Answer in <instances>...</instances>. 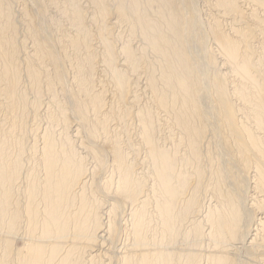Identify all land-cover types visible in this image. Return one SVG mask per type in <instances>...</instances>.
<instances>
[{"label":"bare ground","instance_id":"1","mask_svg":"<svg viewBox=\"0 0 264 264\" xmlns=\"http://www.w3.org/2000/svg\"><path fill=\"white\" fill-rule=\"evenodd\" d=\"M53 1L57 2L58 0ZM63 1L66 6H72L73 4H76V2H78L77 4L78 6H80L78 0ZM107 1L83 0L82 3L87 5L89 4V7L86 8H90L92 12H96V15H99L102 19L106 18L111 14L109 23H111L112 27H119V25L123 23H130V25L132 24V27H134L135 31L138 32L140 37L142 38L144 46L150 48L152 50L151 52L156 53L155 55H157L156 57H158L159 64L161 65V71L159 78H156V75H151V77L149 78V85L152 87L151 89L157 100L156 102H158V107L160 109L166 110L170 107V103L180 104V108L176 115V121L185 136L183 141L188 142L191 151V157L182 159L177 157V153L171 154V152L169 153L168 151L162 150L157 145V141L155 138V126L152 121L153 115L150 116L149 114L142 113L138 116L140 118V123L143 129V131L141 130V136H143L142 145L143 148L146 150L145 152L149 160L148 164H150L151 166V174L154 177V182L149 187L148 182L144 181L143 177H136L138 165H133L135 162L131 164V158H129V156L126 154L127 151L125 153L120 148L121 145L119 146L118 141L112 136H110L108 133V119L111 118V115L103 116V107H105V102L102 103V95H94L90 92L92 90L93 84L91 75L94 72L95 66L91 63L90 59L92 56L89 54L90 56H87L88 61L86 62L88 64V68H85V64H82V66L79 68L80 72L79 75L77 74V83L78 86H80L81 88V95L83 93L84 97L87 98V102L89 103L87 105H90L93 109L94 113L92 111L91 112L95 115V117H93L95 120L94 122L90 123L87 116L89 108L87 109L84 104L78 102L76 104L78 106H76L75 110L78 117L77 119H75L76 122H73L74 124L72 125L73 127L71 130L74 134L78 135L82 127L85 130L88 139L92 140V143H95V146H87L85 140L84 142L86 144L83 145V143H80L79 147L80 149H82L83 152L80 153L79 151L78 153V149L76 150L75 148L74 150L71 146L72 144H70V140H68L67 138L63 140L61 139V141H59L58 139H56L57 137L53 138L51 136L44 135V143L42 144L41 149L39 150V159H37V161L35 160V165L32 166L30 173L28 172L29 180L26 183L28 186L23 190L24 202L23 204H21V199L18 201L15 191L16 189L19 190L17 186L20 184L19 180L21 178L22 171L24 172V168L22 169V166L24 165H22V157L24 153L23 155L20 153V155L16 157V159L14 157L15 155H13L14 159H11L9 155L10 151H7L9 149V147H7L8 145L5 143V141L0 142V232H4L5 230L6 234L8 235V237L5 238L4 241H1L0 238V251H3V255L0 257V264H11V262L13 264H179V261H182V264H237V260L233 258L234 256H232V254L234 255L232 251L235 252V254L237 253L236 250H239V248L237 247L238 244L244 246L249 245L246 248L247 252L251 256V262H253L254 264H264V80H262L260 76L261 70L259 63H262V61H260V57H255V54L257 52L255 51L256 53L254 54V51L252 52L251 50V40L253 38L254 32L259 31L262 34L264 30V0H207V2L210 4V7L212 8L213 17L211 16L212 19L210 18L211 21L209 22L210 24H208L207 27L208 31L205 32H207V35L212 38L213 45H215V48L220 54L219 59L222 69L226 71V73H222L221 75H219V77H217V79H214V81L211 82V84L214 85L212 86V88L216 89V91H213L217 92L216 102L218 103V110L220 113L219 116H217L218 120L216 119L215 122L218 121V126H220V128L229 135L227 139L225 138L227 141V146L229 148L232 140L234 141L233 143H235V150L231 152L233 154L237 153L236 156H238L239 158L238 160L240 168L242 170V174H244L245 171L247 172L250 166H253L254 168L253 171L251 170L252 168H250V170L253 173L255 183L253 190H251L250 188L249 189L252 191L253 194L250 196L251 200L255 202V204H251L249 203L250 201H247L248 195L246 197H244L243 195L245 192V190L243 191L244 181L242 185L241 183L233 184V187L230 188L231 190H228L225 188L227 187L226 185L228 183L226 184L225 181L223 183L225 169H221L222 171L220 172L217 169L219 173L215 175L214 181H212L214 184L212 190L207 191V194H210V198L212 196L213 201H215V205L206 209L207 211L201 215L199 214L203 209H201L202 202H200V192L202 185H200V183H202L203 175L197 169L195 171L197 181H195L196 183L192 184V175H190V173L185 170L178 169V165H180V163L189 166L192 164L195 165V162L197 163L200 160L203 153V151L202 153L200 151V145L206 132V126L202 125L201 122L207 120V117H209L207 116L209 111H205L204 113H202V111L200 110V106H198V103H201V100H203V98L205 99L208 97V94H204L201 91L206 85V81L203 79L205 78L207 80L208 78H203L202 75H204L205 73H200L201 68L194 64V58H192L193 53L191 52V49H189V40H192L193 37H196L198 27L200 26L198 24L201 23L200 21L202 20L201 18H198V11L196 9L197 6H193L194 2L191 6V2L188 1L186 6L184 5L185 8L182 9V2H180L179 0H117L115 1L116 3L112 2V5L110 4L111 7H115L114 9L112 7V10L110 9V6L108 5L109 3H107ZM183 2L185 4V1ZM50 3L49 5H51ZM154 4L158 5V10L154 8L157 11H152ZM241 4H245L247 7L251 8H247L248 12H246V9L243 10ZM3 5L4 4H2V6ZM245 5H243V7H245ZM6 9L9 10L8 8ZM150 12L153 13L154 18L152 19L150 17L152 15H150ZM28 13L30 12L28 11ZM70 14H73V17L69 16L67 12H63L64 16H68L67 18L70 19L68 21H70L71 25L76 28L77 33L83 35L84 37V35L86 34V28L84 26H86V24L84 21L82 9L75 8L73 13H71L70 10ZM1 15L0 89L5 93V96L10 102L16 104L17 102L20 103L21 101V96L18 94V90L19 85L21 83L22 73L20 72L21 68H19L16 62V54H18L16 44L20 41L16 43L14 36L12 35V33L15 32V28L13 26L14 20L12 22L9 15H7V17L5 16L6 18L4 20H1ZM100 17L99 19H101ZM96 18L97 17H95V20ZM29 20L31 21L32 19L30 18ZM35 20L38 21L37 19ZM28 24L30 25V22H28ZM120 27H122V25ZM225 28L227 30H225ZM29 30L30 34L31 29ZM5 34H9V36H5ZM68 36L70 37V35L67 34V37ZM56 38H58V35ZM66 40L67 39H65V41ZM79 40H82L79 38V36L71 39L72 45L78 47L80 44ZM34 44L36 43L34 42ZM129 45H126L127 47H125L122 53L124 54L126 64L128 63L132 70L134 69V71H136L137 69L141 68L139 67L140 57L138 58L135 55L133 48L131 49ZM262 47V51L264 54L263 43ZM106 48L108 51L107 53L109 55V67L114 73L113 75L117 84L116 87H118V89L121 90L122 93L124 87L126 88L128 80L126 76L121 72V70L119 71L114 67V51L112 47L107 45ZM36 49L37 51L35 56L37 57V59L43 60L44 54L47 53L45 51V48L38 42ZM87 49H89V47ZM205 50L207 49L205 48ZM205 53H207V51H205ZM48 54L52 57L51 63L53 64V66L55 68L56 66H59L57 65L58 63H56L55 60L57 56L55 57L52 51ZM214 59V64H218V61L215 57ZM31 61L33 64L34 62H36H33V60ZM115 61L117 60L115 59ZM118 63L119 62H117V64ZM69 67L72 66L70 65ZM207 70L209 69L207 68ZM27 74L33 84H38L40 78L38 77L37 72L30 69V66ZM56 77L57 80L61 81V73L59 70L58 76ZM232 77H234L235 81H233L236 82V84L232 82V80H230ZM26 78L27 77L25 76V80ZM49 78L51 77H49L48 75V79ZM147 78L148 77H146V79ZM44 80L47 81V78ZM158 82L161 83L162 87L159 86ZM227 84H230L231 86L230 91H228L229 89L225 88V85ZM206 88L210 89L211 87L208 86ZM105 90L106 89H104V91ZM230 94L233 96V98H236L237 101H240V105L242 106L241 109L233 105L234 103H232L230 100ZM49 95L51 96L52 94ZM0 97H2V95ZM81 97L79 99H81ZM54 98H51L52 101H55ZM169 98H171V102ZM56 101L58 102V100ZM35 102L37 104V101ZM72 107L73 106H71V108ZM240 116L245 117L243 119H247L246 123L242 122L239 119ZM89 117L91 116L89 115ZM197 121L201 125L198 126L196 124ZM109 122L111 124L110 119ZM248 125H254V129L252 127L250 128ZM256 131L259 132L260 136L257 135ZM45 132H48V129ZM223 135L224 134L222 133V137L224 138ZM5 136L8 138L7 135ZM206 136L207 135H205V137ZM99 139L103 140L101 147H99L100 145H96V141ZM218 141L220 142L221 140L219 139ZM108 148H110L111 151H109ZM22 150H24V148H20L21 152ZM83 153L87 154L85 155L86 157H90L93 160L94 166H92V168L91 165L90 168H88V166L85 164V161L87 162L88 159L82 156ZM226 153H228V151H226ZM108 159L110 160L109 165H107L109 162ZM108 167H111V169ZM106 169H109L110 176H108V174L106 179L104 180H95V176L98 177V173ZM251 171H249V173ZM106 173L107 172L103 174L106 175ZM102 177L103 175L101 174L100 178ZM237 177L238 179L241 178L238 175ZM96 181L99 182L97 185ZM23 194L21 196H23ZM260 197L263 198L261 199ZM150 207H152L153 209L152 212H150ZM252 212L256 213L255 221L254 216L252 218ZM153 222L156 223V225L154 224L153 226ZM253 222H255L254 226L252 225ZM183 224L187 225L186 228H184L185 226L183 227ZM201 225H203V227H201ZM183 230L185 231V233ZM155 231V235H152L151 233ZM181 234L182 236H187V239L189 238L188 240L190 244H187V246L189 245L194 247H200L201 245L198 246V244L201 242L200 240L202 239L208 241L210 240V242L206 246L207 249L205 248L202 251L200 250L201 253H197L199 251H195L192 249H184L182 250V252L188 253L185 254L182 253L181 250L179 251L176 248L177 244H181L179 242L180 239L178 238L179 236H181ZM122 236L125 239L124 243H122L121 245L122 247L119 248L120 252L119 254L117 253V256L110 255V253H106V251H103V246H106V243L109 245V248H111V246L116 248L117 245H119V239L122 238ZM19 238L25 240L26 243L24 249L16 251L13 249L11 240ZM188 240H186V243ZM238 246L240 247V245ZM174 250H177L181 253L175 252ZM114 251L116 252V249ZM114 251L111 250V254ZM242 252L240 253L242 254ZM238 257H241L239 256V253ZM246 260L247 259H245V262Z\"/></svg>","mask_w":264,"mask_h":264},{"label":"rangeland","instance_id":"2","mask_svg":"<svg viewBox=\"0 0 264 264\" xmlns=\"http://www.w3.org/2000/svg\"><path fill=\"white\" fill-rule=\"evenodd\" d=\"M80 6H78V2H76V4H73L72 6H69L64 3L63 0H58L53 1V0H0V15H1V20H4L7 15L10 16L12 22H13V26L15 29L12 33V35L14 36V39L16 41V43L18 42L17 45V53L16 54V62L19 66L20 72L21 74V83L19 85V90H18V94L21 96V101L20 103L17 102L12 103L10 102L7 97L5 96V93L0 89V96L2 95V97H0V142L5 141V143L8 145L7 147H9V149L7 150L9 152L10 158H13V155H15V159L16 157H18L20 155V153L23 155L22 157V169L24 170V172L22 171V175L21 178L19 180L20 184L17 186L18 189H16L15 193H16V197L18 198V201L20 200V203L23 204V198H24V194H23V190L25 188H27V181L29 180V174L32 166L35 165L37 159H39V155L40 152L39 150L41 149L42 144L44 143L43 137L45 138V136H51L53 138L58 139L59 141H61V139H68L70 140V144H72V148L75 150H77V152L82 153V149H80V143H83V145L87 146H95L92 143V140L88 139L85 130L81 127V131L79 132V134H74L72 132V125L74 124L73 122H76L75 119H77L78 115L76 113V105L78 102H81L82 104H84V106L89 110L87 112V116L88 119L90 121V123L94 122V118L95 115L93 114V109L87 102V98L84 97V94L82 93L81 95V88L80 86H78L77 83V76L79 75V68L82 66V64H85V68H88V64L86 63L88 61V57L91 55V63L94 64L95 68H94V72L91 75V78L93 80V84H92V90L90 91L92 94H96V95H102L101 98H103L102 103L105 104V107H103L104 109V115L110 116L111 118V124L109 122L108 119V133L110 136H112L114 139H116L119 143L120 148L126 153L127 151V155L129 156L130 162L133 165H138V171H137V178H142L144 179V181L148 182L149 187L151 186V184H153L154 182V177L151 174V166L149 163V160L147 158L146 155V150L143 148L142 145V125L140 123V118L138 117L139 115L143 114H149L150 116H152V121L153 124L155 126V138L157 141V145L165 151H168L169 153L171 152V154L173 153H177V157L178 158H190L191 157V151H190V147L188 145L187 141H183V139L185 138L182 130L180 129V127L177 124V112L180 108V104H173L170 103L169 104V108H167L166 110H162L158 107V102H156V98L153 94L152 91V87L149 85L150 80L149 78L151 77V75H156V78H159L160 75V71H161V65L159 64L158 61V57H156L157 55H155L156 53L151 52L152 50L148 47H145L143 44V40L140 37L139 33L135 31L134 27H132V24L130 25V23H123L120 24L119 27H112L111 23H109L110 18H111V14L109 16H107L106 18L102 19L99 15H96V12H92V10L90 8H86L89 7V4H84L82 3L83 0H78ZM107 1V0H106ZM115 1L117 0H108L107 3H109L108 5L110 6V9L115 8L114 6L111 7L112 2L116 3ZM180 2H182V9L185 8L186 4L188 1L191 2V6L194 2V7H196L197 11H198V18H201L202 20L200 21L201 23H199L198 25H200L198 27L197 30V35L196 37H193L192 40H189V49H191V52L193 53V62L195 65H197L200 69V73L204 74L202 75L203 78L207 77L208 79L206 80L205 78L203 80H205L206 85L204 86V89L201 90L202 93L204 94H208L207 98H203V100H201V103H198V106H200V110L202 111V113H204L205 111H209L208 115L209 117H207V120H204L203 122H201L202 125H205V135H207L205 137H203L201 145H200V151L202 153V156L200 158V160L196 163L195 165H189L186 166L183 163H180V165H178V169H182L187 171L188 173H190V175H192V184L196 183V175H195V171L198 169L199 172L202 173L203 175V180L202 183H200L201 185V192H200V199L202 202V206H201V214L205 213L209 207L214 206L215 205V201H213V198L211 196L210 198V194H207V191L212 190L213 187V182L214 181V177L216 174H218L220 171L224 170L223 172L224 174V179H223V183L224 181L226 182V189L231 190L230 188H232L233 184H238V183H243L244 181V188L243 191L244 192V197H246L247 195V201H250L249 203L251 204H255V202H253L251 200V195L254 187V183H255V179L253 177V173L252 171L254 170L253 166H250V168H252L250 170H247V172L245 171L244 174H242V170L240 168V164H239V158L236 154H233L231 151L235 150V143H233L234 141L232 140V142L230 143V148L227 146V141L226 139L229 137V135L220 128L218 121H216V119L218 120L219 116V107H218V103L217 101V92L215 88H212L211 82L214 81V79H217V77H219V75H221L222 73H226V71H224L222 69V66L220 64V54L218 53L217 49L215 48V45H213V40L212 38L207 35L208 31V24H210L209 22L211 21L213 15H212V8L210 7V4L207 2V0H179ZM185 1V4L184 2ZM197 1V2H195ZM42 4H41V3ZM46 2V3H45ZM52 2V3H50ZM60 2V3H59ZM63 2V3H62ZM49 3L52 5H49ZM54 3V4H53ZM82 3V4H81ZM2 4H4L2 6ZM65 4V5H64ZM111 4V5H110ZM118 4V2H117ZM198 4V5H197ZM62 10H61V7ZM185 5V6H184ZM208 5V6H207ZM245 5V4H243ZM243 5L241 4L243 10H245L246 12H248V9H250L251 7H247L245 5V7H243ZM46 6V7H45ZM59 6V8H58ZM77 6V7H76ZM206 6V7H205ZM4 7V8H3ZM23 9H22V8ZM35 7V8H34ZM45 7V8H44ZM70 9H69V8ZM74 7V8H73ZM158 5L154 4L153 10L152 11H157L158 10ZM6 8H8L9 10H7ZM56 8V9H55ZM68 8V9H67ZM75 8H80L82 9L83 15H84V21L86 26H84L86 29V34L81 35L77 33L76 28L71 25V22L68 21L70 20L69 18H67L68 16H64L63 12H67L69 16L73 17V14H70V10L71 13H73ZM157 10H155V9ZM248 8V9H247ZM3 9V10H2ZM45 9V10H44ZM52 9V10H51ZM64 9V10H63ZM66 9V10H65ZM87 11H86V10ZM112 9V10H113ZM200 9V11H199ZM209 9V10H207ZM253 9V8H252ZM25 10V11H24ZM39 10V11H38ZM59 10V11H58ZM73 10V11H72ZM89 10V11H88ZM111 10V11H112ZM6 11V12H4ZM23 11V12H22ZM28 11L30 13H28ZM55 11V12H54ZM19 12V13H18ZM26 12V15H25ZM46 14H45V13ZM61 12V14H60ZM88 12V14H87ZM51 13V14H50ZM86 13V15H85ZM92 13V14H91ZM200 13V15H199ZM202 13V14H201ZM11 14V15H10ZM16 14V15H15ZM20 14V15H19ZM32 14V15H31ZM40 14V15H39ZM60 14V15H59ZM94 14V15H93ZM152 14V15H151ZM4 15V16H3ZM22 15V16H21ZM31 15V16H30ZM58 15V16H57ZM150 17L151 19L154 18L153 17V13L150 12ZM6 16V17H5ZM47 16V17H46ZM60 16V17H59ZM92 16V18H91ZM94 16V17H93ZM201 16V17H200ZM206 16V17H205ZM212 16V17H211ZM95 17L96 20H95ZM99 17L102 19H99ZM205 17V18H204ZM27 18V19H26ZM32 19L31 21L29 19ZM60 18V19H59ZM63 18V19H62ZM65 18V19H64ZM88 18V19H87ZM208 20H207V19ZM211 18V19H210ZM26 19V20H25ZM35 19H37L38 21H36ZM25 20V21H24ZM45 20V21H44ZM55 20V21H54ZM101 20V21H100ZM105 20V21H104ZM6 21V20H5ZM21 21V22H20ZM35 21V22H33ZM62 21V22H61ZM95 21V22H94ZM3 22V21H2ZM28 22H30V25L28 24ZM34 24H32V23ZM53 22V23H52ZM58 22V23H57ZM60 22V23H59ZM70 22V23H69ZM108 22V24H107ZM22 23V24H21ZM46 23V24H45ZM99 23V24H98ZM102 23V24H101ZM204 23V24H203ZM32 24V25H31ZM59 24V25H58ZM92 24V25H90ZM104 24V25H103ZM67 25V26H66ZM98 25V26H97ZM107 25V26H106ZM122 25V27H120ZM125 25V26H123ZM30 26V27H29ZM34 26V27H33ZM36 26V27H35ZM62 26V27H61ZM88 26V28H87ZM92 26V27H91ZM106 26V27H105ZM131 26V27H130ZM204 26V27H203ZM17 27V28H16ZM33 27V28H32ZM39 27V28H38ZM46 27V28H45ZM51 27V28H50ZM53 27V28H52ZM55 27V28H54ZM95 27V28H94ZM104 27V28H103ZM225 27V26H224ZM40 30H37V29ZM205 28V30H204ZM31 29V35L29 34ZM47 29V30H46ZM50 29V30H49ZM60 29V30H59ZM64 29V30H63ZM71 29V30H70ZM75 29V31H74ZM106 29V30H105ZM37 30V31H36ZM59 30V31H58ZM88 30V31H87ZM113 30V31H112ZM126 30V31H125ZM203 30V31H202ZM225 30H227L225 28ZM39 31V32H38ZM90 31V32H89ZM107 31V32H106ZM109 31V32H108ZM261 31V30H260ZM34 32V33H33ZM60 32V33H58ZM89 32V33H88ZM92 32V35H91ZM105 32V33H104ZM126 32V33H125ZM201 32V33H200ZM228 32V31H227ZM257 32V33H256ZM254 32L253 38L251 40V50L252 52L254 51L255 57L257 56L258 58L260 57V61H262V63H259L260 66V70H261V78L262 80H264V54H263V47H262V43L264 44V30L263 33L261 34V32L256 31ZM27 33V34H26ZM39 33V34H38ZM56 33V34H55ZM64 33V34H63ZM73 33V34H72ZM101 33V34H100ZM130 33V34H129ZM35 34V35H34ZM63 34V35H62ZM67 34L70 35V37H67ZM72 34V35H71ZM76 34V35H75ZM78 34V35H77ZM94 34V35H93ZM133 34V35H132ZM9 36V34H5V36ZM19 37H18V36ZM28 35V36H27ZM48 35V37H47ZM54 35V36H53ZM58 35V38H56ZM100 35V36H99ZM112 35V36H111ZM120 35V36H119ZM131 35V36H130ZM207 35V36H206ZM82 40H79L80 44H79V48L75 47L72 45L71 43V39L78 37ZM82 38H81V37ZM88 36V38H87ZM98 36V37H97ZM109 36V37H108ZM134 36V38H133ZM136 36V37H135ZM138 36V37H137ZM86 37V39H85ZM117 37V38H115ZM256 37V38H255ZM19 38V39H18ZM36 38V40H35ZM46 38V39H45ZM53 38V40H52ZM69 38V39H68ZM71 38V39H70ZM97 38V39H96ZM101 38V39H100ZM104 38V39H103ZM114 40H113V39ZM123 38V39H122ZM141 38V39H140ZM210 40H209V39ZM17 39V40H16ZM34 39V40H32ZM38 39V40H37ZM45 39V40H43ZM60 39V40H59ZM62 39V40H61ZM65 39H67L65 41ZM93 39V40H92ZM95 39V40H94ZM106 39V40H105ZM119 39V40H118ZM130 39V41H129ZM27 40V41H26ZM69 40V41H68ZM85 40V41H84ZM133 40V42H132ZM44 41V42H43ZM47 41V43H46ZM51 41V42H50ZM62 41V42H61ZM108 41V42H106ZM112 41V42H110ZM114 41V42H113ZM126 41V42H125ZM209 41V42H208ZM256 41V42H255ZM34 42L36 44H34ZM38 42L40 45H42L45 48V51L47 52L46 54H44L43 56V60L42 59H37L36 55V46L38 45ZM67 42V43H66ZM87 42V44H86ZM90 42V43H89ZM99 42V43H98ZM129 42V43H128ZM139 42V43H138ZM141 42V43H140ZM212 42V43H211ZM262 42V43H261ZM54 43V44H53ZM104 43V44H102ZM108 43V44H106ZM112 43V45H111ZM122 43V44H121ZM211 43V44H210ZM22 44V45H21ZM33 44V45H32ZM44 44V45H43ZM46 44V45H45ZM52 44V45H51ZM60 44V45H59ZM106 44V45H105ZM130 44V45H129ZM259 44V45H258ZM19 45V46H18ZM49 45V46H48ZM91 45V46H90ZM109 45L112 47L113 51H114V67L117 70H121V72L126 76L128 83L126 85V88L124 87L123 92L121 93V90L118 89L117 84H116V80L114 77V73L112 72L111 68L109 67V63H108V51L106 46ZM114 45V46H113ZM125 45V46H124ZM129 45L131 47V49L133 48V51L135 53V55L139 58L140 57V66L141 68L137 69L136 71H134V69L132 70V68L129 66V64H126V60L124 57V54L122 53V51L125 49V47ZM134 45V46H133ZM254 45V46H253ZM21 46V48H20ZM23 46V48H22ZM33 48H32V47ZM35 46V47H34ZM56 46V47H55ZM66 46V47H65ZM70 46V47H69ZM73 46V47H72ZM85 46V47H84ZM89 47V49L86 48ZM101 46V49H100ZM205 46V47H204ZM91 47V48H90ZM98 47V48H97ZM105 49H104V48ZM116 47V48H115ZM123 49H122V48ZM135 47V48H134ZM202 47V48H200ZM66 48V49H65ZM82 48V49H81ZM140 48V49H139ZM148 48V49H147ZM205 48L207 50H205ZM212 48V49H211ZM24 49V50H23ZM77 49V50H76ZM91 49V50H90ZM142 49V50H141ZM150 49V50H149ZM254 49V50H253ZM256 49V50H255ZM260 49V50H259ZM28 52H26V51ZM35 50V51H34ZM63 50V51H62ZM84 50V51H83ZM106 50V51H105ZM142 52H141V51ZM55 55V60L56 63H58L56 66V68L53 66V64L51 63V56L48 54L49 52H51ZM75 51V52H74ZM140 51V52H139ZM150 51V52H149ZM194 51V52H193ZM200 53H199V52ZM205 51H207V53H205ZM256 51V52H255ZM259 51V52H258ZM31 52V53H30ZM33 52V53H32ZM69 52V53H68ZM99 52V53H98ZM120 52V53H119ZM139 54H138V53ZM216 52V53H215ZM27 53V54H26ZM260 53V55H259ZM20 54V55H19ZM22 54V55H21ZM88 54V55H86ZM90 54V55H89ZM98 54V55H97ZM200 54V55H199ZM207 54V55H206ZM262 54V55H261ZM31 55V56H30ZM78 55V56H77ZM108 55V56H107ZM122 55V56H121ZM139 55V56H138ZM210 55V56H209ZM217 55V56H216ZM259 55V56H258ZM88 56V57H87ZM218 61V64H214L215 59ZM28 57V58H27ZM30 57V58H29ZM65 57V59H64ZM67 57V59H66ZM137 58V59H138ZM145 58V59H144ZM205 60H204V59ZM213 58V59H211ZM23 59V60H22ZM27 59V60H26ZM45 59V60H44ZM58 59V61H57ZM64 59V60H63ZM115 59L117 61H115ZM18 60V61H17ZM36 61L34 62V64L32 63V61ZM41 60V61H39ZM49 60V61H47ZM97 60V62H96ZM211 60V61H210ZM27 61V62H26ZM44 61V62H43ZM67 61V62H66ZM121 61V63H120ZM203 61V62H202ZM259 61V62H260ZM49 62V63H48ZM61 62V63H60ZM71 62V63H70ZM117 62H119L117 64ZM142 62V63H141ZM147 62V63H146ZM204 63V64H203ZM27 64H28V68H27ZM38 64V65H37ZM44 66H42V65ZM61 64V65H60ZM66 64V65H65ZM117 64V65H116ZM203 64V65H202ZM26 65V66H25ZM35 65V66H34ZM37 65V66H36ZM65 65V66H64ZM72 67H69V66ZM74 65V66H73ZM97 65V66H96ZM145 65V66H144ZM23 66V67H22ZM34 70L35 72H37L38 77L40 78V81L37 83H32V81L30 80V78L28 77V69ZM68 66V67H67ZM79 66V67H77ZM148 66V67H147ZM196 66V67H197ZM34 67V69H33ZM37 67V68H36ZM41 67V68H40ZM48 67V68H47ZM62 67V68H61ZM66 67V68H65ZM98 67V68H96ZM119 67V68H118ZM130 67V68H129ZM150 67V68H149ZM197 67V68H198ZM36 68V69H35ZM75 68V69H74ZM121 68V69H120ZM198 68V69H199ZM207 68L209 70H207ZM25 69V70H24ZM40 69V70H39ZM49 69V70H48ZM78 69V70H77ZM123 69V70H122ZM130 69V70H129ZM157 69V70H156ZM222 69V70H221ZM58 70L61 73V81L57 80L56 76H58ZM126 70V71H124ZM139 70V71H138ZM134 71V72H133ZM142 71V72H141ZM158 71V72H157ZM218 71V73H217ZM42 72V74H41ZM50 72V73H49ZM130 72V73H129ZM133 72V73H132ZM40 73V74H39ZM135 73V74H134ZM157 73V74H156ZM64 74V77H63ZM78 74V75H77ZM137 74V75H136ZM217 76H216V75ZM43 75V77H42ZM48 75L49 78L48 79ZM53 75V76H51ZM56 75V76H55ZM66 75V76H65ZM128 75V76H127ZM24 76V77H23ZM25 76L27 77L25 80ZM41 76V77H40ZM70 76V77H69ZM76 76V78H75ZM93 76V77H92ZM214 76V77H213ZM146 77H148L146 79ZM210 77V78H209ZM42 78V80H41ZM47 78V81H45L44 79ZM54 78V79H53ZM94 78V79H93ZM97 78V79H96ZM130 80H129V79ZM233 78V79H232ZM230 80H232V82L235 81L234 77H232ZM23 80V81H22ZM44 80V81H43ZM209 80V81H208ZM234 80V81H233ZM26 81V82H24ZM43 81V82H42ZM132 81V82H131ZM52 82V83H50ZM61 82V83H60ZM73 82V83H72ZM47 83V85H46ZM54 83V84H53ZM96 83V86H95ZM131 83V84H130ZM159 83V86H161V83ZM227 83V82H226ZM225 83V84H226ZM236 84V82H234ZM41 84V85H40ZM51 84V85H50ZM53 84V85H52ZM113 84V85H112ZM134 84V85H132ZM147 84V85H146ZM27 85V86H26ZM37 85V86H36ZM62 85V86H61ZM76 85V86H75ZM210 86L211 88L208 89L206 87ZM30 86V87H29ZM33 86V87H32ZM42 86V87H41ZM48 86V87H47ZM50 86V87H49ZM54 86V87H53ZM59 86V87H58ZM106 86V87H105ZM203 86V85H202ZM230 84L225 85L226 89H229L228 91L231 90V86ZM21 87V88H20ZM23 87V88H22ZM40 87V89H39ZM53 87V88H52ZM131 89H130V88ZM228 87V88H227ZM38 90H37V89ZM42 88V89H41ZM106 89L104 91V89ZM202 88V87H201ZM24 89V90H23ZM44 89V90H43ZM50 89V90H49ZM61 91H60V90ZM79 93H78V90ZM96 91H95V90ZM212 89V90H211ZM35 90V92H34ZM41 90V91H39ZM58 90V91H57ZM135 90V91H134ZM150 90V91H149ZM214 90V91H213ZM25 91V93H24ZM49 91V93H48ZM54 91V92H53ZM81 91V92H80ZM94 91V92H93ZM99 91V92H98ZM119 91V92H118ZM126 91V93H125ZM131 91V92H130ZM213 91V92H212ZM27 92V93H26ZM37 92V93H36ZM114 92V93H113ZM130 92V94H129ZM46 93V94H45ZM58 93V94H57ZM102 93V94H101ZM125 93V94H124ZM25 94V95H24ZM38 94V95H37ZM42 94V95H41ZM45 94V95H44ZM49 94H52L51 96ZM56 96H55V95ZM76 94V95H75ZM116 94V96H115ZM121 94V95H120ZM129 94V95H128ZM136 94V95H135ZM48 95V96H47ZM71 95V96H70ZM78 95V96H77ZM127 95V96H126ZM39 96V97H36ZM43 96V97H42ZM82 96V97H81ZM122 96V97H121ZM126 96V99H125ZM130 96V97H128ZM134 96V97H133ZM230 100L232 103H234L233 105L237 108H242V106L240 105V101H237L236 98H233V96L230 94ZM6 97V99H5ZM27 97V98H25ZM36 97V98H35ZM55 97V98H54ZM58 97V98H57ZM77 97V98H75ZM81 97V99H79ZM117 97V98H116ZM119 97V98H118ZM129 99H128V98ZM154 97V98H153ZM25 98V99H24ZM54 98L55 101L58 100V102L56 103L54 100L52 101V99ZM122 98V99H121ZM2 99V100H1ZM41 99V100H40ZM51 99V100H50ZM74 99V100H72ZM78 99V101H77ZM85 99V100H84ZM135 101H134V100ZM170 102H171V98ZM208 99V100H206ZM30 100V101H29ZM32 100V102H31ZM62 100V101H61ZM114 100V102H113ZM119 100V101H118ZM124 100V101H123ZM131 100V101H130ZM37 101V104L36 102ZM52 103H51V102ZM72 101V102H71ZM153 101V102H152ZM212 101V103H211ZM214 101V103H213ZM8 102V104H7ZM49 102V103H48ZM64 102V103H63ZM85 102V103H83ZM108 102V103H107ZM119 102V103H118ZM239 102V103H238ZM32 103V104H31ZM66 103V104H65ZM146 103V104H145ZM205 103V104H204ZM29 104V106H28ZM53 104V105H52ZM60 104V106H59ZM75 104V105H74ZM86 104V105H85ZM103 104V106H104ZM111 104V105H110ZM132 104V105H131ZM32 105V106H31ZM58 105V106H57ZM117 105V107H116ZM121 105V106H120ZM134 105V106H133ZM136 105V106H135ZM144 105V106H143ZM175 105V106H174ZM209 105V106H208ZM216 105V106H215ZM17 106V107H16ZM20 106V108H19ZM34 106V107H33ZM71 106H73L71 108ZM88 106V107H87ZM107 106V107H106ZM119 106V107H118ZM39 107V108H38ZM132 107V108H131ZM178 107V109H177ZM31 108V109H30ZM33 108V109H32ZM48 108V109H47ZM140 108V109H139ZM205 108V110H204ZM28 109V110H27ZM54 109V110H51ZM56 109V110H55ZM59 109V111H58ZM86 109V110H87ZM118 109V110H117ZM123 109V110H122ZM136 109V110H135ZM147 109V110H146ZM154 109V110H153ZM174 109V110H173ZM176 109V111H175ZM209 109V110H208ZM212 109V110H210ZM217 109V110H216ZM3 110V111H2ZM27 110V111H26ZM131 110V111H130ZM134 110V111H133ZM142 110V111H141ZM157 110V111H156ZM173 110V111H172ZM214 110V111H213ZM19 113H18V112ZM21 111V112H20ZM30 111V112H29ZM53 111V112H52ZM58 111V112H57ZM68 111V112H67ZM75 111V112H74ZM90 111V112H89ZM93 113H92V112ZM120 111V112H119ZM127 111V113H126ZM133 111V113H132ZM140 111V112H139ZM162 111V112H161ZM218 111V112H217ZM6 114H5V113ZM34 112V113H33ZM36 112V114H35ZM52 114H51V113ZM55 112V113H54ZM64 114H62V113ZM74 112V113H73ZM102 112V113H103ZM111 112V113H110ZM118 112V113H117ZM152 112V113H151ZM211 112V114H210ZM8 113V114H7ZM59 113V114H58ZM92 113V114H90ZM120 113V114H119ZM132 113V114H131ZM138 115H137V114ZM166 113V114H165ZM170 113V114H169ZM2 114V115H1ZM11 114V115H10ZM25 114V115H24ZM54 114V116H53ZM56 114V116H55ZM58 114V115H57ZM69 117H68V115ZM116 114V115H115ZM122 114V116H121ZM213 114V115H212ZM217 114V115H216ZM4 115V116H3ZM51 115V116H49ZM63 115V116H62ZM67 115V116H66ZM77 115V116H76ZM89 115L91 117H89ZM127 115V116H126ZM132 115V116H131ZM24 116V117H22ZM65 116V117H64ZM119 116V117H118ZM160 116V117H159ZM162 116V117H161ZM216 116V117H214ZM56 117V119H55ZM63 117V118H62ZM136 117V118H135ZM138 117V119H137ZM167 117V118H166ZM172 117V118H171ZM8 118V119H7ZM22 118V119H21ZM58 118V119H57ZM245 117H239V119L246 123L247 119H243ZM36 119V120H35ZM52 119V120H51ZM68 119V120H67ZM215 119V120H214ZM26 120V121H25ZM54 120V121H53ZM62 120V121H61ZM122 120V121H121ZM139 120V121H138ZM156 120V121H155ZM213 120V121H212ZM2 121V122H1ZM11 121V122H10ZM25 121V122H24ZM43 121V122H42ZM63 122V123H62ZM67 122V123H66ZM114 122V125H113ZM118 122V123H117ZM155 122V123H154ZM198 122V121H197ZM196 124L199 126L201 125L199 122ZM208 122V123H207ZM213 122V125H212ZM216 124H215V123ZM25 123V124H24ZM56 123V124H55ZM70 123V124H69ZM218 123V124H217ZM13 124V125H12ZM27 124V126H26ZM69 124V125H68ZM158 124V125H157ZM18 125V126H17ZM63 125V126H62ZM119 125V126H118ZM160 125V126H159ZM162 125V127H161ZM175 125V126H174ZM17 126V127H16ZM22 126V128H21ZM24 126V127H23ZM26 126V127H25ZM54 126V127H53ZM117 126V127H116ZM127 126V127H126ZM159 126V127H158ZM217 126V127H216ZM250 128L252 127L254 129V125H248ZM50 127V128H49ZM57 127V128H56ZM71 127V128H70ZM33 128V129H32ZM52 128V129H51ZM157 128V129H156ZM178 128V129H177ZM217 128V129H216ZM46 129V130H45ZM48 132H45L47 131ZM58 129V130H57ZM110 129V130H109ZM129 129V132H128ZM38 130V131H37ZM122 130V131H121ZM127 130V131H126ZM142 130V131H141ZM165 130V131H164ZM181 130V131H180ZM213 130V131H212ZM216 130V131H215ZM5 131V132H4ZM51 131V132H50ZM161 131V132H160ZM173 131V132H172ZM221 131V133H220ZM38 132V133H37ZM55 132V133H54ZM63 134H62V133ZM111 132V133H110ZM123 132V133H122ZM216 132V133H215ZM12 133V134H11ZM21 133V135H20ZM59 133V134H58ZM69 133V134H68ZM122 133V134H121ZM129 133V134H128ZM133 133V134H132ZM174 133V134H173ZM178 133V134H177ZM210 133V134H209ZM222 133L224 134V138L222 137ZM257 135H259V132H257ZM66 134V136H65ZM71 134V135H70ZM74 134V135H72ZM218 134V135H217ZM7 135L8 138L5 136ZM12 135V136H11ZM16 135V136H15ZM45 135V136H44ZM64 135V136H63ZM80 135V136H79ZM82 135V137H81ZM132 135V136H131ZM172 135V137H171ZM183 135V136H181ZM11 136V137H10ZM60 136V137H59ZM72 136V137H71ZM77 136V137H76ZM121 136V137H120ZM219 136V137H218ZM18 137V138H17ZM21 137V138H20ZM23 137V140H22ZM70 137V138H69ZM75 137V138H74ZM84 137V138H83ZM86 138V139H85ZM176 138V139H175ZM182 138V139H181ZM226 138V139H225ZM10 139V140H9ZM75 139V140H74ZM221 140L220 142L218 140ZM22 140V141H21ZM86 140V143L84 142ZM101 140V141H100ZM122 140V141H121ZM223 140V141H222ZM7 141V142H6ZM15 141V143H14ZM72 141V142H71ZM98 141V142H97ZM96 141V145L101 147L102 146V139H99ZM182 141V142H181ZM215 141V142H214ZM23 142V143H22ZM40 142V143H39ZM207 142V143H206ZM222 142V143H221ZM92 143V144H91ZM187 143V145H186ZM25 144V145H24ZM34 144V145H33ZM126 144V145H125ZM128 144V145H127ZM141 144V145H140ZM232 144V145H231ZM75 145V146H74ZM174 145V146H173ZM27 146V147H26ZM36 146V147H35ZM96 146V147H97ZM219 146V147H218ZM222 146V147H221ZM18 147V148H17ZM126 147V148H125ZM206 147V148H205ZM20 148H24V150H22V152L20 151ZM36 148V149H34ZM225 148V149H224ZM12 149V150H11ZM17 149V150H16ZM38 149V152H37ZM109 151L110 148H108ZM221 149V150H220ZM223 149V150H222ZM26 150V151H25ZM172 150V151H171ZM35 151V153H34ZM143 151V153H142ZM226 151H228V153H226ZM13 152V153H12ZM15 152V154H14ZM19 152V153H18ZM76 152V151H75ZM211 152V153H210ZM12 153V155H11ZM39 153V154H37ZM136 153V154H135ZM17 154V156H16ZM133 154V155H132ZM37 155V157H36ZM85 155L87 154H82L83 157H86ZM206 157H205V156ZM221 155V156H220ZM136 158V159H135ZM222 158V159H221ZM237 160H236V159ZM14 159V158H13ZM86 159H88V161H85V164L88 166V168H91L92 166H94V162L93 160L89 157H86ZM133 159V160H132ZM24 160V161H23ZM36 160V161H35ZM92 160V162H91ZM109 160V159H108ZM135 160V161H134ZM235 160V161H234ZM225 161V162H224ZM24 162V163H23ZM35 162V163H34ZM236 162V163H235ZM28 165H27V164ZM138 163V164H137ZM225 163V164H224ZM229 163V164H228ZM30 164V166H29ZM110 164V160L108 162L107 165ZM29 166V167H28ZM111 169V167H108ZM204 168V169H203ZM26 169V170H25ZM217 169L219 170V172L217 171ZM222 169V170H221ZM108 170V171H107ZM236 170V171H235ZM249 171H251L249 173ZM106 173L103 174V173ZM109 172V173H108ZM216 172V173H215ZM227 172V173H226ZM229 172V173H228ZM28 175H27V174ZM103 175L102 178H100L101 174ZM204 173V174H203ZM238 173V174H237ZM243 175H241V174ZM250 175H248V174ZM99 174V175H98ZM98 177L95 176V180L99 181V180H104L106 179L107 175L110 176V171L109 169L100 171L98 173ZM140 174V175H139ZM227 174V175H226ZM240 174V175H239ZM248 177H247V175ZM24 175V177H23ZM105 175V177H104ZM237 175L241 178L238 179ZM245 175V176H244ZM28 176V177H27ZM148 177V178H147ZM253 177V178H252ZM28 178V179H27ZM97 178V179H96ZM206 178V181H205ZM141 179V180H143ZM147 179V180H146ZM249 179V180H248ZM22 180V181H21ZM234 180V182H233ZM253 180V181H252ZM25 181V182H24ZM96 181V182H97ZM194 181V182H193ZM242 181V182H241ZM95 182V183H96ZM99 182L96 183V185ZM212 183V184H211ZM23 184V187H22ZM210 184V186H209ZM21 185V186H20ZM248 185V186H247ZM248 188H247V187ZM23 188V189H21ZM251 190H250V189ZM207 189V190H206ZM248 191H247V190ZM22 191V192H21ZM21 192V193H20ZM248 192V193H247ZM251 193V194H250ZM23 194V196H21ZM20 195V197H19ZM202 195V197H201ZM204 196V197H203ZM209 196V197H208ZM254 197V196H253ZM250 198V199H249ZM261 199L263 197H260ZM109 200V199H108ZM204 200V202H203ZM209 203V204H208ZM204 204V205H203ZM152 212V207H150ZM205 210V211H204ZM252 214V218L254 216V221L256 220L255 218V214L254 212L251 213ZM252 220V219H251ZM154 224L156 225V223H152V225L154 226ZM255 222L252 223V225L254 226ZM189 225V224H188ZM185 226V227H184ZM187 225L183 224V227L186 228ZM200 226V225H199ZM201 227H203V225H201ZM184 231V230H183ZM155 232H152V235H155ZM185 233V231H184ZM183 233V234H184ZM4 235V236H3ZM0 237L1 241H4L5 238L8 237V235L6 234V231L4 230V232H0ZM180 240H179V239ZM177 239L179 240V242L181 244H177L176 248L181 252L182 250H195V251H199L197 253H201V251L203 249L206 248L207 244L210 242V240H205L202 239L200 240L201 242L198 244L201 245L200 247H194V246H187V244H190L189 242V238L187 239V236L185 237L179 236ZM185 238V239H184ZM20 239V238H19ZM12 239L11 240V244L13 246L14 250H21L24 249L25 247V243L26 241L23 239ZM124 237L122 236V238H120L119 240V245H117V247H112L109 248V245L106 243V246H103V251L106 253H110V255H118L119 254V248H121L122 243H124ZM18 240V241H17ZM186 240L187 243H186ZM14 241V242H13ZM24 241V242H23ZM185 241V242H184ZM208 241V242H207ZM184 242V243H183ZM206 242V244H205ZM121 243V244H120ZM239 243V242H238ZM105 245V244H104ZM182 245V246H180ZM240 245V247L238 246ZM237 247L239 248V250H236V254L235 252L232 251V253H234V255L232 254V256H234L233 258L236 259L237 264H254L253 262H251V256L250 254L247 252V248L249 245H241L238 244ZM180 247V248H178ZM243 247V248H241ZM108 248V249H107ZM114 248V249H112ZM107 249V250H106ZM116 249V252L114 251ZM118 249V250H117ZM199 249V250H198ZM207 249V248H206ZM111 250L114 251L111 254ZM201 250V251H200ZM108 251V252H107ZM118 251V252H117ZM175 251V250H174ZM179 251H175L178 253H181ZM243 251V252H242ZM240 252H242V255ZM118 253V254H117ZM182 253H187V252H182ZM238 253L239 256L238 257ZM188 254V253H187ZM3 255V251H0V257ZM237 255V256H236ZM243 256V257H242ZM246 262H245V259ZM249 260V261H248ZM11 264H13L11 262ZM179 264H182V261H179Z\"/></svg>","mask_w":264,"mask_h":264}]
</instances>
